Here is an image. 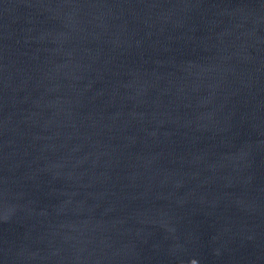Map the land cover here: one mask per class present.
<instances>
[{
	"label": "water",
	"instance_id": "obj_1",
	"mask_svg": "<svg viewBox=\"0 0 264 264\" xmlns=\"http://www.w3.org/2000/svg\"><path fill=\"white\" fill-rule=\"evenodd\" d=\"M0 264H264V0H0Z\"/></svg>",
	"mask_w": 264,
	"mask_h": 264
}]
</instances>
